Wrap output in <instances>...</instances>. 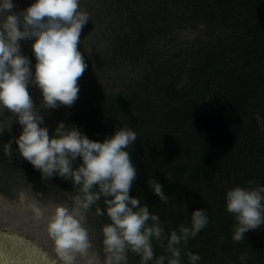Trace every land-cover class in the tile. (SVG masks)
Returning a JSON list of instances; mask_svg holds the SVG:
<instances>
[{"label": "trees", "instance_id": "1", "mask_svg": "<svg viewBox=\"0 0 264 264\" xmlns=\"http://www.w3.org/2000/svg\"><path fill=\"white\" fill-rule=\"evenodd\" d=\"M89 6L94 45L96 38L105 44L85 57L84 73L109 75V83L101 77L97 88L92 79L79 87L73 106L41 111L42 126L51 135L60 122L75 125L98 142L120 128L136 132L127 149L138 173L129 195L159 217L165 235L190 226L194 210L208 217L207 226L181 245V264H189L187 252L200 256L197 264H240L245 253L244 264H264V225L233 242L235 220L224 199L234 187H253L250 180L264 186V0H97ZM100 25L105 28L98 34ZM198 25L214 35L170 46L174 31ZM20 43L34 65L33 41ZM257 101L262 131L251 111ZM12 131L0 133V162L74 197L70 179H42L14 142L6 155ZM152 178L164 186L167 203L152 193ZM96 207L105 210L103 198L90 209L94 214ZM98 217L110 223L106 213ZM153 248L154 260L168 255L155 240Z\"/></svg>", "mask_w": 264, "mask_h": 264}, {"label": "clouds", "instance_id": "2", "mask_svg": "<svg viewBox=\"0 0 264 264\" xmlns=\"http://www.w3.org/2000/svg\"><path fill=\"white\" fill-rule=\"evenodd\" d=\"M15 7L12 0H0V112L13 114L22 129L18 138L5 145V153L11 156L14 142L19 156L42 179H70L76 189L71 207L54 206L46 217L47 236L58 261L74 264L77 256H88L92 244L84 227L86 215L103 198L106 208L96 207L95 214L106 213L110 220L102 228L105 264H127L128 251L140 256L141 264H149L154 260V240L168 253L155 258L154 264H181V245L207 226L208 217L204 209L194 210L190 226L181 225L165 235L159 217L129 195L138 173L127 149L137 141L136 132L120 128L98 142L75 125L60 122L51 135L42 126V110L71 107L79 98L78 81L88 67L79 50L89 21L87 12L80 10L79 0H35L18 12ZM26 40L33 41L34 65L21 53L20 42ZM29 85L39 90V106ZM12 120L6 126L0 123V133L10 130ZM77 158L80 163L73 168ZM247 183L253 187H234L224 198L225 210L235 220L231 237L235 243L264 225V186L254 180ZM149 184L152 193L167 203L164 186L155 178ZM32 211L40 218L46 209L33 205ZM185 254L189 264L201 259L191 252ZM247 258L241 254L238 261L244 264Z\"/></svg>", "mask_w": 264, "mask_h": 264}, {"label": "rangeland", "instance_id": "3", "mask_svg": "<svg viewBox=\"0 0 264 264\" xmlns=\"http://www.w3.org/2000/svg\"><path fill=\"white\" fill-rule=\"evenodd\" d=\"M12 2L16 6L14 11L18 12L30 6L35 0H12ZM96 2L97 0H79L80 10L87 12L89 17L94 16L89 5H94ZM104 28L105 25L98 26V34L104 31ZM94 30L95 28L93 26L85 25L81 33L79 50L84 55V58L91 56L92 53L97 54L98 50H101L105 44L102 38H96V44L94 45V39L92 37ZM173 35L175 40L170 46H175V49H177L183 46L185 47L187 44H197L203 39H207V36H213L214 33L202 25H198L194 27L182 26L174 31ZM168 48L170 47L168 46ZM21 53L25 56L27 54L23 52L22 46ZM101 77L106 78L103 84L107 85L109 83V75L104 74V76H101L98 74L94 78V76H88L85 73L79 79L78 85L79 87L83 85L90 86L92 79H95L94 86L102 85ZM30 95L34 104L39 106L41 97L39 90L35 86H33ZM261 102L259 103L257 101L255 107L251 109L255 119L259 122L258 126L260 131L263 130L261 124L262 119L260 117ZM51 110L47 109L42 111L43 113H50ZM11 120L10 129L13 131L9 136V141H14L20 135L22 130L21 126L15 121L13 114L8 113L6 110L0 112V123L6 126ZM0 189V228L11 226L10 233L24 236L26 239L33 240L36 244H43L49 254L56 255L54 245L47 236L46 217L54 206L64 205L71 207L73 204V196L54 186L45 184L32 175L10 168L4 161L0 162ZM33 205L46 209L42 217L37 218L34 215L32 211ZM104 225V222L89 209L84 227L89 233L92 247L89 249L88 256H77L74 264H105L106 254L102 233ZM26 233L35 235V239L27 237ZM23 248L26 251L24 245ZM127 264H139L129 251L127 252Z\"/></svg>", "mask_w": 264, "mask_h": 264}, {"label": "flooded vegetation", "instance_id": "4", "mask_svg": "<svg viewBox=\"0 0 264 264\" xmlns=\"http://www.w3.org/2000/svg\"><path fill=\"white\" fill-rule=\"evenodd\" d=\"M10 230L11 226L0 228V248L2 253L8 256L7 264H34L36 260L43 261L44 258L51 260L54 264H60L56 255L49 254L43 244H36L33 240L26 239L24 236L16 234V237H18L20 240L18 239L16 243L11 241V238L8 237L12 236V233L9 232ZM26 236L35 239V235L33 234L26 233ZM19 241L25 242L23 245L25 246L26 251L23 248V245L20 247L21 242L18 243ZM27 243L31 244L32 247H26ZM28 248L29 250L27 251ZM20 252L23 253L20 254ZM26 252H28V256L26 255Z\"/></svg>", "mask_w": 264, "mask_h": 264}, {"label": "bare ground", "instance_id": "5", "mask_svg": "<svg viewBox=\"0 0 264 264\" xmlns=\"http://www.w3.org/2000/svg\"><path fill=\"white\" fill-rule=\"evenodd\" d=\"M11 238V241H13L14 243H16L18 241V237H16L15 234H12V236H8ZM20 240V239H19ZM21 242V243H20ZM18 243H20V247L25 243L24 241H19ZM26 247H32L31 244L27 243L26 244ZM29 248L27 249V251L29 250ZM32 259V258H31ZM39 259V258H38ZM7 261H8V256H6L4 253H2V250L0 248V264H7ZM32 262V261H31ZM34 262V261H33ZM34 264H54L51 260L49 259H45L42 261V260H36L34 262Z\"/></svg>", "mask_w": 264, "mask_h": 264}, {"label": "water", "instance_id": "6", "mask_svg": "<svg viewBox=\"0 0 264 264\" xmlns=\"http://www.w3.org/2000/svg\"><path fill=\"white\" fill-rule=\"evenodd\" d=\"M23 252H20V254H22ZM26 255L28 256L29 254H28V252H26Z\"/></svg>", "mask_w": 264, "mask_h": 264}]
</instances>
